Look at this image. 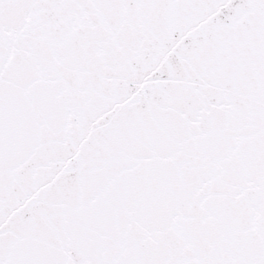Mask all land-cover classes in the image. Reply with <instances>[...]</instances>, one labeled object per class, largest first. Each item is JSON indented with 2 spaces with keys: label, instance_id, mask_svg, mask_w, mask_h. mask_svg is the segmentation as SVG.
<instances>
[{
  "label": "snow or ice",
  "instance_id": "1",
  "mask_svg": "<svg viewBox=\"0 0 264 264\" xmlns=\"http://www.w3.org/2000/svg\"><path fill=\"white\" fill-rule=\"evenodd\" d=\"M0 264H264V0H0Z\"/></svg>",
  "mask_w": 264,
  "mask_h": 264
}]
</instances>
